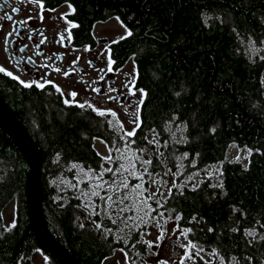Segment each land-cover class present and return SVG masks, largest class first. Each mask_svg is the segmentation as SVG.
<instances>
[{
	"label": "trees",
	"instance_id": "1",
	"mask_svg": "<svg viewBox=\"0 0 264 264\" xmlns=\"http://www.w3.org/2000/svg\"><path fill=\"white\" fill-rule=\"evenodd\" d=\"M51 2L73 7L82 42L89 20L121 21L129 33L113 45V55L132 61L134 85L144 96L138 127L132 136H122L103 114L66 105L51 89L22 87L0 77V97L40 154V202L49 234L74 264H101L119 249L131 250L146 264L141 239L146 225L133 223L132 210L122 208L128 201L122 187L111 191L112 201H121L118 208L84 219L96 226L76 225L82 215L77 168L113 184L124 177L112 170L119 162L115 150L128 147L148 157L147 164L136 160L145 176L174 175L171 191L149 201L151 215L174 221L194 248L209 251L211 263L202 264H264V58L247 50L264 43V0ZM95 141L109 148V159L96 152ZM231 146L248 150L246 163L225 159ZM217 164L216 180L194 181ZM29 169L0 129V264H15L41 249L29 224ZM11 204L14 221L5 228L3 212Z\"/></svg>",
	"mask_w": 264,
	"mask_h": 264
},
{
	"label": "flooded vegetation",
	"instance_id": "2",
	"mask_svg": "<svg viewBox=\"0 0 264 264\" xmlns=\"http://www.w3.org/2000/svg\"><path fill=\"white\" fill-rule=\"evenodd\" d=\"M79 26L74 9L68 4L54 5L51 0H0V66L21 80L43 83L44 89L57 92L64 100L81 103L87 100L91 106L85 108H99L109 120L124 111L135 131L141 100L134 94L140 90L134 85L130 61L113 55V45L125 37L114 31L126 27L115 17L91 19L87 40L82 42L76 37ZM0 77L25 87L6 72H0ZM28 87L40 88L35 83ZM72 91L77 93L75 97L70 95ZM112 125L119 134L127 135L117 120ZM76 225L85 226L81 221ZM93 231L99 236L97 227ZM125 253L132 264L135 256ZM15 264L59 263L41 248L16 259ZM116 264L122 263L117 260Z\"/></svg>",
	"mask_w": 264,
	"mask_h": 264
},
{
	"label": "rangeland",
	"instance_id": "3",
	"mask_svg": "<svg viewBox=\"0 0 264 264\" xmlns=\"http://www.w3.org/2000/svg\"><path fill=\"white\" fill-rule=\"evenodd\" d=\"M116 35L126 36L129 31L128 29H116L114 31ZM100 35V32H98ZM249 55L256 54L259 57L264 58V43L260 49H252L247 46ZM130 72L133 77H135V68L132 62H130ZM264 85V77H263ZM144 94L138 92L134 94L136 99L142 100ZM66 99V98H65ZM71 101V100H70ZM75 104L76 103H71ZM119 122V128L124 129L125 133L129 131H134V126L131 125L128 114L124 111L117 113V117H113L111 122ZM117 123V122H116ZM179 130V129H178ZM181 136V131L177 133ZM94 147L96 152L104 159L106 157L109 159L111 157V152L109 148L100 141L94 142ZM120 151L115 150V157L118 158L119 162L112 170L116 171L118 174H124L122 179H118L112 184L103 175L95 173L78 167L76 170V188L77 195L79 197V205L81 216L78 221L83 222L88 226H96L89 221H84L85 218L92 217L94 214L97 217H101L107 214L111 207L118 208L116 202H120L117 199L112 201L111 191L113 192L116 188L122 187L126 190V195L128 196V201L123 204L124 208H130L132 211L129 213V218L132 222L140 223L146 225L145 229L141 233L142 240L145 241L146 253L143 258L146 264H181V258L184 257L185 251H187L188 256L184 258L183 264H195L194 261L200 262H210L212 256L208 255L207 250H198L194 248L185 238L184 232L179 229L174 221L167 220L166 218L155 213L151 215V200H153L154 195L158 192L166 194L169 189L174 185V175L168 172L164 173V177L147 175L145 176L142 166H137L136 160L143 162V160H148L146 155H139L128 147H122ZM249 156V152L246 149H241L237 147H230L226 152V160L237 161L241 163H246ZM161 160H165V155H160ZM105 169H109L108 164H105ZM123 166V167H122ZM220 170V165L209 166L204 169L203 174L200 176H194L195 182L200 179H205L211 177L212 180H216ZM128 178H132L134 181H129ZM137 185L140 187L138 188ZM104 190H108L107 193ZM93 192H97L98 195H93ZM111 198V202H110ZM142 218V219H141ZM4 227H10L14 221L13 205H9L3 212ZM151 242V246L149 243ZM129 253L133 252L130 250ZM192 259H196L193 260ZM119 260L122 264H129L127 260V254L124 250H116L112 257L105 260L103 264H116ZM131 264V262H130ZM132 264H142L139 263L138 259L132 260Z\"/></svg>",
	"mask_w": 264,
	"mask_h": 264
},
{
	"label": "water",
	"instance_id": "4",
	"mask_svg": "<svg viewBox=\"0 0 264 264\" xmlns=\"http://www.w3.org/2000/svg\"><path fill=\"white\" fill-rule=\"evenodd\" d=\"M0 129L13 141L25 156L29 165L28 215L31 230L39 245L53 256L59 264H74L68 253L50 236L47 231L40 202L41 158L32 138L15 118L0 97Z\"/></svg>",
	"mask_w": 264,
	"mask_h": 264
},
{
	"label": "snow or ice",
	"instance_id": "5",
	"mask_svg": "<svg viewBox=\"0 0 264 264\" xmlns=\"http://www.w3.org/2000/svg\"><path fill=\"white\" fill-rule=\"evenodd\" d=\"M37 2H40V0H37ZM13 11H16V9H13ZM43 42V41H42ZM110 63H111V60H110ZM57 71H59V69H57ZM0 72H6V74L8 75V76H10V77H14L15 79H17V80H19V82L21 83V84H23L25 87H28V86H30L32 83H35L36 84V86L37 87H40V88H43L44 87V84L43 83H39V82H37V81H24V80H21L18 76H14V74H13V72H11V71H6V69L3 67V66H0ZM67 73H65V75H66ZM45 83H50L49 81H45ZM57 91H60V88H59V86H57ZM129 92L131 93L132 92V89L130 88L129 89ZM140 92L143 94L144 93V90L143 89H140ZM70 95L72 96V97H75L76 95H77V93L76 92H74V91H72V92H70ZM64 103L66 104V105H68V104H70V103H76L79 107H81V108H83V107H85V105H88V106H91L90 104H89V102L87 101V100H85L84 102H78V101H70V100H68V99H65L64 100ZM141 103H142V101H141ZM99 114H103V110H101V109H99V108H96L95 109ZM108 111H110V110H108ZM134 133L132 132V131H129L128 133H127V135L128 136H132ZM139 151H143V149H139ZM251 151V150H250ZM105 159H108L107 157L105 158ZM142 163H144V164H147L148 163V161H143ZM123 167V166H122ZM137 187L139 188L140 186L139 185H137ZM169 191H171V190H169ZM93 195H98V193L97 192H93L92 193ZM110 202H111V198H110ZM177 218H179V217H177ZM142 219V218H141ZM100 225H97V227H99ZM81 227H83V225H81ZM212 229H209V231H211ZM188 231H191V229H189ZM125 243H127V240H125ZM149 243V246H151V242H148ZM190 244L192 243L191 241L189 242ZM214 251H215V249H214ZM188 256V253H187V251H185V253H184V257H182L181 258V264H183V260H184V258L185 257H187ZM163 264H167V262H163Z\"/></svg>",
	"mask_w": 264,
	"mask_h": 264
}]
</instances>
